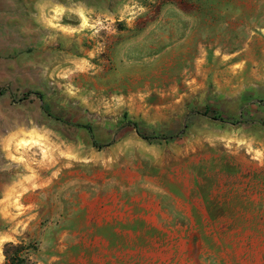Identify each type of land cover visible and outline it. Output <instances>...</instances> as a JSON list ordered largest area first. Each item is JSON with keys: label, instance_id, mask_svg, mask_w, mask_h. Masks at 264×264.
<instances>
[{"label": "rangeland", "instance_id": "374dc122", "mask_svg": "<svg viewBox=\"0 0 264 264\" xmlns=\"http://www.w3.org/2000/svg\"><path fill=\"white\" fill-rule=\"evenodd\" d=\"M13 1L0 184L38 170L47 205L11 202L0 264H56L31 234L100 208L124 261L264 264V0Z\"/></svg>", "mask_w": 264, "mask_h": 264}, {"label": "crops", "instance_id": "0c3cea01", "mask_svg": "<svg viewBox=\"0 0 264 264\" xmlns=\"http://www.w3.org/2000/svg\"><path fill=\"white\" fill-rule=\"evenodd\" d=\"M12 1L13 0H0V90L8 76L10 67L9 62L11 60L9 22L11 18ZM33 175L34 176L24 175L13 182L6 181L0 184V219H5L4 215L9 211V205L19 198L20 205L23 208L22 211L29 215L28 218H30V220L33 219V221H35L33 227H37L38 224L44 220L43 218L46 214H42V210L47 205L44 197L46 195L43 189L44 184L38 170H35ZM93 203H97V201L94 200L91 204ZM58 204L56 200V208ZM10 211L12 210L10 209ZM13 213L16 214V212ZM108 215L109 214L105 213L101 208L98 209L97 213L89 214L90 219L87 220L88 225H91V223H95L96 225L83 235H79L76 232L71 233L70 229H67L64 231H39L31 234L30 237H36L38 240H43L44 243L50 242V258L52 261H55L54 263L56 264H70L72 252H81L83 249H86L88 252L99 254L98 259H94V264H154L153 254L156 252L154 247L150 246L142 251L147 254L146 260L140 263L137 261L129 262L128 260H123V256L119 255L122 253L123 246L118 245V247H116L117 245L114 244L115 241L111 239L112 236L121 237V234H119V225L121 226L122 218L117 214H114L113 218H108ZM202 215H207L204 208H202ZM66 220L70 221V215H68ZM111 229H113V232H110V234L109 231ZM178 231L181 233L180 236H186L187 227L179 225ZM205 232L206 234L215 233L214 230L207 228ZM82 236L84 238H82ZM82 243L85 245L84 248H82ZM161 250L164 251V249ZM109 252L116 255L115 260L108 261L106 259L105 255ZM157 252L161 251L157 250Z\"/></svg>", "mask_w": 264, "mask_h": 264}, {"label": "trees", "instance_id": "16d2710c", "mask_svg": "<svg viewBox=\"0 0 264 264\" xmlns=\"http://www.w3.org/2000/svg\"><path fill=\"white\" fill-rule=\"evenodd\" d=\"M203 115H207V114H206V113H203ZM129 126H132V127H134L135 129H137L138 134H139L142 138H144V139H146V140L153 139V138H151V137H148V136H145L144 134H142L141 131L138 129L137 123H135V122H133V121H129ZM85 127H86V128L92 133V128H91V127H89V126H85Z\"/></svg>", "mask_w": 264, "mask_h": 264}]
</instances>
